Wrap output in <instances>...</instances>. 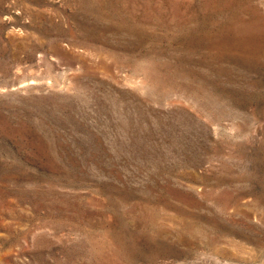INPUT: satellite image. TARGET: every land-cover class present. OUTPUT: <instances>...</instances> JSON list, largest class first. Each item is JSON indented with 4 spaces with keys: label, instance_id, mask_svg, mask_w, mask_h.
Masks as SVG:
<instances>
[{
    "label": "rangeland",
    "instance_id": "374dc122",
    "mask_svg": "<svg viewBox=\"0 0 264 264\" xmlns=\"http://www.w3.org/2000/svg\"><path fill=\"white\" fill-rule=\"evenodd\" d=\"M0 264H264V0H0Z\"/></svg>",
    "mask_w": 264,
    "mask_h": 264
}]
</instances>
